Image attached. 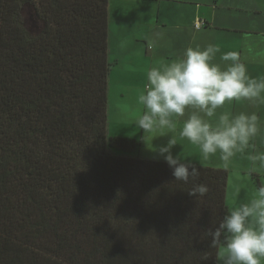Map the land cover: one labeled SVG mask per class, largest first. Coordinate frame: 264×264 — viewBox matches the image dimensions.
<instances>
[{"label":"trees","instance_id":"trees-1","mask_svg":"<svg viewBox=\"0 0 264 264\" xmlns=\"http://www.w3.org/2000/svg\"><path fill=\"white\" fill-rule=\"evenodd\" d=\"M108 1L0 0V264L217 263L227 170L108 133Z\"/></svg>","mask_w":264,"mask_h":264},{"label":"clouds","instance_id":"clouds-1","mask_svg":"<svg viewBox=\"0 0 264 264\" xmlns=\"http://www.w3.org/2000/svg\"><path fill=\"white\" fill-rule=\"evenodd\" d=\"M217 51L211 46L190 47L178 60L150 68L139 96L143 111L137 125L153 138L165 136L176 132L178 120L191 109L179 129L180 137L198 146L204 158L219 152L227 162L257 134V117L243 112L217 116V109L233 100L259 99L264 93V79L250 77L236 53L221 56L230 63H214ZM175 144V139H169L158 152L175 180L187 183L199 172L191 162H181L172 154ZM260 159L264 161V157ZM207 191L201 184L190 194L204 195ZM211 236L213 244L223 243L220 264H264V187L258 189V198L228 212Z\"/></svg>","mask_w":264,"mask_h":264},{"label":"crops","instance_id":"crops-1","mask_svg":"<svg viewBox=\"0 0 264 264\" xmlns=\"http://www.w3.org/2000/svg\"><path fill=\"white\" fill-rule=\"evenodd\" d=\"M220 2V0L108 1V57L114 64L108 81L109 135L136 140L139 142L141 156L164 160L159 152L156 153L153 149L167 144L165 141L158 142L166 135L153 138L143 133L137 125V120L143 111L139 96L147 82V72L152 67L167 65L178 60L190 47L211 46L218 50L213 59L214 63L221 66L230 63L221 60V56L235 52L229 50L224 41L216 36L217 30L228 32L227 28L219 27L216 23L219 21L221 24V18L217 16V11L223 8ZM225 4L223 5L227 13L231 10H239L235 5ZM198 21L201 23L199 28L196 27ZM243 54L244 65L248 60L253 61L254 57L264 63V37L259 40L256 47L242 50L240 55H237L240 58ZM259 67H263L264 70V65ZM254 69L250 68L249 76L258 80L264 79V75L259 77ZM242 100L240 102L243 106L252 104L247 107L246 113L260 115L264 112V97L251 101L242 102ZM233 102L237 101L233 100L229 103ZM130 108L133 112L129 110ZM221 109H217V116L222 113ZM191 111L186 109L185 116ZM120 121L125 123L121 124ZM172 139H175L176 144L178 143V128Z\"/></svg>","mask_w":264,"mask_h":264},{"label":"rangeland","instance_id":"rangeland-1","mask_svg":"<svg viewBox=\"0 0 264 264\" xmlns=\"http://www.w3.org/2000/svg\"><path fill=\"white\" fill-rule=\"evenodd\" d=\"M220 1L222 2L223 8L217 11V16L221 18V24L219 21H216V23L219 27L223 26L227 28L228 32L217 30L216 36L224 41L229 50H233L238 55H240V51L242 50L246 51L247 49L256 47L259 40L264 37V0ZM225 3L227 5L231 4V6L235 5L236 7H239V10H231L227 13V9L223 5ZM208 10L211 9L208 8ZM22 15L25 26L32 29L34 27V22L26 7L22 9ZM248 55L251 56V54ZM255 58L256 57H254L253 61L248 60L245 63V66L247 71H250V68H255L254 71L256 70L257 75L261 77L264 75V70L263 67L259 66H263L264 63L259 62L256 60L257 58ZM240 61H245L244 54L240 57ZM263 94L264 93H261V97H264ZM243 101L244 99L242 102ZM251 105L252 104L243 106L240 101L233 102L232 104L226 102L221 111L235 114L241 112L246 113L247 107H250ZM129 110L133 112L132 108ZM255 116L257 117V134L251 138L248 146L245 147L243 151H237L227 162L221 159L219 152L215 155H210L208 158H204L201 155L198 146L191 144L186 138L180 137V135L178 143L171 148L172 154L174 156L176 155L181 162H191V164L195 165L211 166L227 170L226 205L228 206L229 211L234 207H238L241 204L248 203L251 200L258 198V189L264 187V161L260 159V157H264V112ZM186 117L187 116H185V118ZM182 122L183 119L178 120V129L182 126ZM213 122L215 123V119ZM120 123L124 124L125 122L120 121ZM174 135L175 133H169L163 138V140L158 142L162 143L165 141L167 143ZM157 149H153V151L158 153ZM222 249L223 245L218 249L216 264H220Z\"/></svg>","mask_w":264,"mask_h":264},{"label":"built area","instance_id":"built-area-1","mask_svg":"<svg viewBox=\"0 0 264 264\" xmlns=\"http://www.w3.org/2000/svg\"><path fill=\"white\" fill-rule=\"evenodd\" d=\"M201 26V23H200V21H198V23H197V25H196V27H200Z\"/></svg>","mask_w":264,"mask_h":264}]
</instances>
